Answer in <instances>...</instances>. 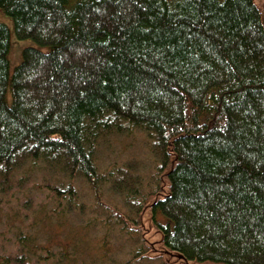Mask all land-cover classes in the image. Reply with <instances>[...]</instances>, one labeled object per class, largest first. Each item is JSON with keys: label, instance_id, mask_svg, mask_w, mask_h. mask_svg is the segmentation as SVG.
I'll return each instance as SVG.
<instances>
[{"label": "trees", "instance_id": "obj_1", "mask_svg": "<svg viewBox=\"0 0 264 264\" xmlns=\"http://www.w3.org/2000/svg\"><path fill=\"white\" fill-rule=\"evenodd\" d=\"M0 9L19 40L50 48L24 50L11 75L10 30L0 24L2 194L26 164L43 163L55 206L43 227L51 214L85 217L78 183L106 211L105 193L118 213L114 197L123 200L130 214L117 220L132 232L149 211L162 251L149 257L143 242L122 264H177L165 251L186 263L264 264V12L256 0H0ZM125 125L152 143L148 189L135 167L113 179L98 166L100 144ZM54 234L44 245L16 234V252L0 264H84L81 237L66 249Z\"/></svg>", "mask_w": 264, "mask_h": 264}, {"label": "rangeland", "instance_id": "obj_2", "mask_svg": "<svg viewBox=\"0 0 264 264\" xmlns=\"http://www.w3.org/2000/svg\"><path fill=\"white\" fill-rule=\"evenodd\" d=\"M76 1L71 0L72 3ZM256 2L264 12V0H256ZM0 24L7 26L10 30L9 62L11 75L23 62L24 50L33 48L43 53L50 52V48L41 47L33 40H19L15 34L13 19L1 9ZM97 162L102 173L114 174L113 179L118 178L119 171L124 173L129 168L135 167L137 174L141 177V182L144 184V189H148L151 182L156 181V161L152 154V143L144 132L129 125H125L121 134L110 135L105 141H102L99 146ZM53 179L52 173L47 170L43 163L34 166L30 163L11 177L5 189V195L0 191V255L16 252V246H14L17 242L16 234L32 235L44 245L49 230L55 233L54 245L62 244L66 249L73 248L75 245L72 241L74 240L73 234H78L81 237L79 240L83 242L77 243L78 252L76 255L78 260L84 264L125 263L141 249H144L143 242L149 246L145 247L149 257H157L156 255L162 251L160 235L150 223L149 211H145L141 216V231H136V233L134 230L132 232L135 229L133 225H128L129 222L127 225H120L118 223L120 221L117 220V214L123 217L130 214L128 207L124 206L123 202L121 203L123 200L114 197L115 202L118 201V204H123L118 213L112 205L113 196L110 192L105 193V202L109 200V203L106 204L111 209L106 211V208H102L96 203L94 205L90 190L80 183L76 186V190L79 194L80 203L87 207L85 217L79 219L77 215H73L74 213H72L73 216L65 214L63 218L60 214H51L53 218H51V226H48L51 229L43 227L40 221L47 217L48 212L51 211L52 213L55 206L51 204L49 193L44 191L42 185L44 181H53ZM161 180L164 184V179L161 178ZM81 221L84 223L80 224ZM148 248H151L152 251L149 252ZM164 253L168 256L165 259L176 262L173 259L174 254L168 251ZM70 262L64 261L63 264H72ZM185 263L183 260L177 261V264ZM142 264H162V261H147Z\"/></svg>", "mask_w": 264, "mask_h": 264}, {"label": "water", "instance_id": "obj_3", "mask_svg": "<svg viewBox=\"0 0 264 264\" xmlns=\"http://www.w3.org/2000/svg\"><path fill=\"white\" fill-rule=\"evenodd\" d=\"M173 257H177L179 260H182V257H178V256H174V255H173ZM186 264H188V263H186Z\"/></svg>", "mask_w": 264, "mask_h": 264}]
</instances>
